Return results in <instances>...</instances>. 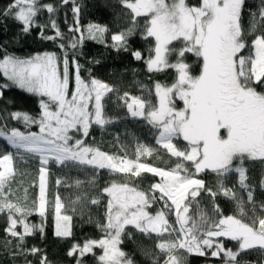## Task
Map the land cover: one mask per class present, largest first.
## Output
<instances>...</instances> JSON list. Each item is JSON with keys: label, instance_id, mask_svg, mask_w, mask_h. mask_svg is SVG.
<instances>
[{"label": "snow or ice", "instance_id": "1", "mask_svg": "<svg viewBox=\"0 0 264 264\" xmlns=\"http://www.w3.org/2000/svg\"><path fill=\"white\" fill-rule=\"evenodd\" d=\"M62 3L75 5V0H62ZM122 3L131 10L133 20L135 17L146 18L144 38L154 39V46L149 49L148 58L144 61L147 70L154 73L172 69L176 73L170 85L159 81L154 84L158 106L147 102L150 109L147 114L144 99L129 97L128 93L122 99L133 116H143L158 131V142L163 143V147L178 158V162L174 168L166 170L140 163L138 159L117 158L99 148L84 146L81 139L69 135L70 130L82 131L87 136L90 122L101 126L109 123L102 117L101 98L113 89L95 78L85 83L79 75L80 66L73 60L76 86L69 99V60L66 52L60 74L55 53H38L21 58L5 51L0 56V70L6 78V82L0 83V100L4 98V91L13 86L41 98L39 118L27 112L0 109V137H4L17 151L38 156L41 163L38 202L33 201L29 207L26 201L22 203L13 199L12 184L18 174L14 155L11 152L0 154V214L7 218L6 234L16 240L12 255L14 258L37 256V264H51L43 250L25 248L23 241L34 231L43 233V221L40 225H30L27 217L33 212L45 217V178L47 165L52 159L60 165L73 162L108 169L130 179L147 172L161 180L150 185L146 191L137 190L128 182H110L105 186L102 193L110 199L105 222L97 224L104 238L74 243L67 255L77 257L76 264H82L80 258L92 253L96 247L103 253L98 257L99 264H133L118 247L127 225L135 226L142 233L161 236L175 233V239L157 244V248L166 255L164 264H186L183 256L175 254L181 250L199 256H206L211 250L210 255L223 256L225 264H241L239 258L242 253L264 251V217L247 223L232 215H221L218 220L209 223L211 218L202 213L197 223L187 215L189 207L184 201L189 196L195 199L201 190L212 198L223 195L235 199L233 190L223 182V178L233 172L238 174L240 185L248 189V201L253 200L252 190L246 184L247 170L235 166L234 162L243 165L245 158L264 161V0L258 12L251 13L248 28L241 25L245 0H201L199 5H190L187 0H122ZM41 10L54 14L56 8L51 4L41 5L40 0H12L0 15L20 22L22 33L27 34L33 26L45 27L36 25V17ZM72 11L76 26L69 31L80 33L69 44L75 49L84 37L79 27L80 8L74 6ZM49 26L55 30V35L45 37L41 31L42 38L53 41L63 38L51 18ZM107 31L106 26H87L91 39H97ZM133 33L134 26L113 34L112 47L127 51L128 38ZM249 36H252L250 41ZM174 41L181 42L182 47H175ZM59 47L64 49L65 45L60 44ZM186 53L202 60L198 75L191 74V66L185 62ZM132 55L137 60L143 59L140 51H134ZM172 56H175L174 62L170 60ZM174 96L183 101L182 109L175 108ZM93 99L94 112H89L88 104ZM9 120L22 122L26 129L35 124L39 132L8 128ZM178 136L188 142V151L179 150L172 143ZM145 153L151 155V150L138 149L137 158ZM184 161L194 165L195 173L206 169L216 173L220 178L217 191L207 188L203 180L193 178L184 167ZM90 202L97 204L99 200L92 199ZM161 202L163 206L155 214L145 210L151 204ZM63 207L57 196L54 201L55 235L71 237L72 217L61 215ZM213 211L219 214V206L214 204ZM166 212H174L178 229L169 224ZM18 225L22 227V232L17 230ZM222 237L237 241L236 251L225 249L219 242ZM9 243L11 241L6 242ZM26 264H31V261L26 260ZM154 264L157 262L154 261Z\"/></svg>", "mask_w": 264, "mask_h": 264}, {"label": "trees", "instance_id": "2", "mask_svg": "<svg viewBox=\"0 0 264 264\" xmlns=\"http://www.w3.org/2000/svg\"><path fill=\"white\" fill-rule=\"evenodd\" d=\"M200 2L201 0H187L190 5H199ZM10 3L12 0H0V13ZM261 3L262 0H245L241 15L242 27L250 26L251 13L258 12ZM40 4H51L56 8V11L53 14L47 10H41L36 17V25L45 27L41 29L39 26H33L27 34L22 33L20 22L11 17L0 15V56L5 51L21 58L49 52L64 58L66 52L70 69V93L73 88V75L76 72L73 60L80 66L79 75L84 81L89 83L90 78H95L109 83L113 89V91L105 93L102 107L104 119L110 122L103 126L91 122L86 142L92 143L102 152L117 158L138 159L140 163L166 170L174 168L178 158L172 156L158 142V131L146 119L132 116L125 100L122 99L124 94L128 93L129 97H140L145 100L146 105L147 102H151L155 106L157 96L154 84L159 81L162 84L170 85L176 75L175 70L172 69L154 73L147 70L144 61L148 58L149 49L154 46V39L144 38L146 18L135 17L133 20L131 10L123 5L122 0H75V5L72 3L63 4L62 0H40ZM74 6L80 8L79 27L84 37L75 49L69 47L71 40L80 36L78 32L69 31L70 28L76 26L72 11ZM50 18L58 26L62 39L58 38L53 41L41 37V31L45 37L55 35V30L49 26ZM89 24L106 26L108 31L102 36H98L97 39H91L87 32ZM133 26L134 33L128 38V50H117L112 47L114 42L111 36ZM248 39L250 41L252 36H249ZM60 44H64L65 48L59 47ZM173 45L177 48L182 47L181 42L178 41H174ZM134 51H140L143 59H135L132 55ZM170 60L174 62L175 56L170 57ZM185 62L191 66L192 75L199 74L202 65L200 58L192 53H186ZM4 82H6V78L0 70V83ZM40 99L37 95L29 94L13 86L4 91V98L0 100V109L27 112L39 118ZM128 102L130 103L131 100L129 99ZM175 103H179L178 99ZM149 110L148 107L145 108V113ZM7 124L8 128L15 127L25 132H38L39 129L35 124L30 129H26L22 122L14 120H9ZM76 136L80 139L82 137L80 133ZM176 139L179 147L183 149L188 147V142L183 138ZM2 147L5 152H11L10 146L5 142ZM141 148L151 150V155L145 153L137 158V150ZM0 154L3 153L0 152ZM13 155L18 173L12 184L15 193L13 199H18L22 203L26 201L27 205L31 207L33 201L38 202L40 159L38 156L26 153ZM183 163L189 174L196 179L203 180L207 188L217 191L220 178L216 173L212 170L195 173L194 165L191 162L184 161ZM234 165L242 166L247 170L246 184L252 190L253 200L248 201V189L240 185L238 174L233 172L223 178V182L227 187H233L235 199L223 195L212 198L201 190L198 197L195 199L189 197L186 200L189 207L188 216L192 220L199 223L202 213H206L211 218L209 223L218 220L221 215H231V211L220 204L219 199L221 198L234 202L236 218L244 222L251 223L253 219L264 217V183H262L264 182V161L245 158L243 165H240L238 161L234 162ZM80 168L83 170L78 171ZM84 174H92V172L89 168H83L77 163L66 162L64 165H60L50 159L47 172L45 217L42 218L38 212H33L27 217L30 225H40L43 221V233L34 231L32 235L26 236L23 246L43 250L51 264H76L77 257L67 255L74 243H83L87 239L104 238V233L97 227V224L105 222V212L110 197L106 193H102V189L110 182H128L130 186L136 187L140 191H146L150 185L161 182L160 177L142 172L140 177L131 179L123 174L114 173L109 176H99L94 181L85 183L87 179ZM57 181L60 183L58 184ZM57 196L64 205L65 214L72 217L71 237L62 238L55 235L54 201ZM92 199L99 200V203L92 204L90 202ZM214 204L219 206V214L213 211ZM157 210L158 207L154 204L152 213H156ZM170 220L173 221L172 216L169 218ZM7 226L6 216L0 214V264H26V260L31 261V264H37V256L13 257L12 251L15 250L16 240L6 234ZM17 230L23 231L19 225ZM128 233L131 235L129 236ZM163 237L156 233H142L135 226L127 225L121 235L120 249L127 254L133 264H154V261L157 264H164L166 255L157 248L158 243L166 240ZM7 241H11V243L6 244ZM219 242L223 243L225 249L236 251L238 248V242L227 237L219 238ZM208 252L209 254L206 256L186 254L182 250L175 254L183 256L186 264H225L223 256L212 257L211 250ZM100 254L101 249L97 247L92 253H88L80 259H82V264H99ZM239 259L241 264H264V251L249 250L242 253Z\"/></svg>", "mask_w": 264, "mask_h": 264}, {"label": "rangeland", "instance_id": "3", "mask_svg": "<svg viewBox=\"0 0 264 264\" xmlns=\"http://www.w3.org/2000/svg\"><path fill=\"white\" fill-rule=\"evenodd\" d=\"M57 56V70H58V73H60V74H62V72H63V58H61L60 56H58V55H56ZM75 75H76V72L74 73V75H73V88H72V91H71V93L72 92H74V90H75V86H76V81H75ZM81 79H82V77H81ZM83 80V79H82ZM84 81V80H83ZM85 83H88V82H86V81H84ZM101 82H103V83H106V84H108L110 87H111V85L109 84V83H107V82H105V81H101ZM68 92H69V99H70V95H71V93H70V69H69V88H68ZM94 93H93V98H94ZM104 95H105V93H104ZM104 95L102 96V98H101V105H102V107H103V99H104ZM140 98V97H139ZM177 99H178V101H179V103L178 104H174L175 105V108L177 109V110H179V109H182L183 107H184V104H183V101L182 100H180L179 99V97H176V96H174L173 97V101L174 102H176L177 101ZM155 106H158V97H157V103H156V105ZM145 108H147V105H146V107ZM94 110V99L92 100V101H90L89 102V104H88V111L89 112H93V110ZM148 112V111H147ZM147 114V113H146ZM132 115V114H131ZM133 116V115H132ZM102 117L104 118V115H103V110H102ZM139 117H142V118H144L143 116H139ZM145 119V118H144ZM91 123V122H90ZM39 128V127H38ZM38 132H39V129H38ZM81 135H82V137H81V140L83 141V144H84V146H86V147H91V148H93V149H95V148H97V147H95L92 143H88V142H86V136H84L83 134H82V131L81 132H79ZM79 133H77L76 132V130L75 129H73V130H70V132H69V135L70 136H73L74 137V139H80V138H78L77 136H76V134H79ZM158 137H159V133H158ZM183 138L182 136H178V137H176V138ZM176 138H174L173 140H172V143L176 146V148L177 149H179V150H182V151H188L189 150V147H184V149L183 148H181V147H179V145H177V142H176ZM92 139V138H91ZM92 141H93V139H92ZM6 143L8 146H10V148H11V153L12 154H17V155H21V154H25V152L23 151V150H19V151H17L16 149H14L11 145H9L8 143H7V141H6V139L4 138V137H0V152L1 153H5V151H4V149H3V143ZM91 142V141H90ZM70 143H72L71 141H70ZM161 145H163V143H161ZM81 167H85V168H89L90 170H91V172H92V174H84L85 175V177H86V179L87 180H85V183L86 182H92V181H94L97 177H99V176H103V175H107V176H109V175H111V174H114L113 172H110L108 169H96V168H94L93 166H90V165H80ZM47 169H48V165H47ZM83 169L82 168H80V170H78V171H82ZM206 170H210V169H206ZM48 172V171H47ZM118 175H121V174H118ZM193 177V176H192ZM194 178V177H193ZM196 179V178H195ZM78 182H79V180H78ZM78 182H77V184H78ZM46 188H47V174H46V178H45V195H46ZM228 188H230V189H232L233 190V187L232 186H228ZM189 197H191V196H189ZM188 197V198H189ZM219 202H220V204L223 206V207H225V208H227V209H229L230 211H231V215L232 216H235L236 217V214H235V209H236V206H235V204H234V202L233 201H231L230 199H226V198H221V199H219ZM170 203V202H169ZM63 204V203H62ZM184 204H186V200L184 201ZM153 205L154 204H151L148 208H146L145 210L146 211H148L150 214H155V213H152V207H153ZM157 207H158V210H160L161 209V207L163 206L162 205V202L161 203H156L155 204ZM187 205V204H186ZM157 210V211H158ZM66 213V211H65V209H64V207L62 208V210H61V215H66L65 214ZM166 215L168 216V220H169V218L172 216V218H173V221H169V224L170 225H172L173 227H175V228H179V224L178 223H176V219H175V214H174V212H166ZM188 215V214H187ZM170 216V217H169ZM164 237H163V239H166V240H173V239H175V233H173L172 235H168V234H164L163 235ZM120 240H121V237H120ZM118 247L120 248V244L118 245ZM97 248V247H96ZM95 249V248H94ZM94 249H93V251H94ZM103 253H102V249H101V254L100 255H102ZM99 255V256H100Z\"/></svg>", "mask_w": 264, "mask_h": 264}]
</instances>
